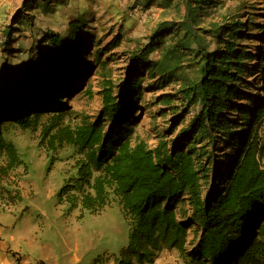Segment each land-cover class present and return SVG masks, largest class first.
<instances>
[{
  "label": "trees",
  "instance_id": "16d2710c",
  "mask_svg": "<svg viewBox=\"0 0 264 264\" xmlns=\"http://www.w3.org/2000/svg\"><path fill=\"white\" fill-rule=\"evenodd\" d=\"M65 1L22 0L2 25L3 58L25 57L0 67V171L20 162L4 132L30 129L46 150L72 148L75 172L59 188V203L90 213L119 206L128 233L115 264H150L163 249L182 264H264V95L255 98L244 78L257 59L237 43L245 25L231 17L201 27L197 16L214 0H134L131 8L141 10L183 3L185 13L154 24L129 54L120 84L103 77L95 114L73 116L66 99L80 92L82 74L107 48L95 49L88 63L100 42L79 16L64 31L37 25L39 13L48 16ZM144 72L153 80L146 88L177 85L156 102L173 111L177 99L192 110L184 126L153 146L136 134L132 114ZM179 116L174 111L172 120Z\"/></svg>",
  "mask_w": 264,
  "mask_h": 264
},
{
  "label": "rangeland",
  "instance_id": "374dc122",
  "mask_svg": "<svg viewBox=\"0 0 264 264\" xmlns=\"http://www.w3.org/2000/svg\"><path fill=\"white\" fill-rule=\"evenodd\" d=\"M21 1L0 0V40L2 25L10 23L13 14L20 9ZM214 1L217 2L215 7L207 8L197 16L199 25L207 28L211 23H224L231 17L245 25L237 43L255 52L257 59L252 64L253 75L244 78L251 81L255 98L264 95V76L258 71L261 67L264 72V33L259 31L264 30V1ZM133 2L66 0L48 16L38 14L37 25L59 31H64L66 22L76 16L86 19L100 42L99 46L91 47L88 63L92 62L94 50L106 45L107 50L100 59L102 62L94 64L84 74L81 72L80 92L66 99L73 116L95 114L100 106L99 89L103 77L109 78L114 85L120 84L128 75L129 54L143 44L154 24L162 19H182L185 13L183 3L177 9L152 5L141 10L140 7L131 8ZM29 41L28 37H22L19 43L27 47ZM114 42L118 44L114 46ZM207 42L209 45L217 43L213 39ZM18 55L4 59L0 51V67L6 62L17 63L25 57V53ZM151 83L153 80L144 72L140 82L141 97L136 99L132 114L137 122L136 134L153 146L160 136L171 138L188 122L192 110L180 109L183 105L177 99L174 100L177 109L167 110L164 104L156 102V97L174 92L177 85L145 87ZM88 87L90 92L85 90ZM174 111L180 114L175 122L172 120ZM37 133L12 126L3 134L14 144L20 162L5 174L0 171V237L9 249L27 255L30 264H40L41 261L44 264H110L127 243L128 224L119 206L112 203L98 213H90L78 206L59 203V188L65 178L75 172L72 148L46 150L38 145ZM5 162L6 157L0 155V165Z\"/></svg>",
  "mask_w": 264,
  "mask_h": 264
},
{
  "label": "crops",
  "instance_id": "0c3cea01",
  "mask_svg": "<svg viewBox=\"0 0 264 264\" xmlns=\"http://www.w3.org/2000/svg\"><path fill=\"white\" fill-rule=\"evenodd\" d=\"M176 255L173 249H163L154 262L150 264H182ZM0 264H30V261L27 255H20L16 251L9 249L4 239L0 237ZM40 264L44 263L41 261ZM110 264H115L114 258Z\"/></svg>",
  "mask_w": 264,
  "mask_h": 264
}]
</instances>
